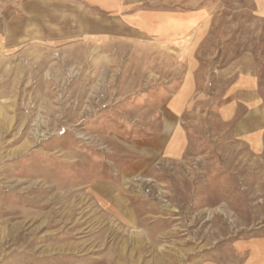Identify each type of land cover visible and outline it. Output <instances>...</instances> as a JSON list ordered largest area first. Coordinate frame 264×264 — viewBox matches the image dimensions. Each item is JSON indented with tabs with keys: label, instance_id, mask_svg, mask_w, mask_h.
Wrapping results in <instances>:
<instances>
[{
	"label": "rangeland",
	"instance_id": "rangeland-1",
	"mask_svg": "<svg viewBox=\"0 0 264 264\" xmlns=\"http://www.w3.org/2000/svg\"><path fill=\"white\" fill-rule=\"evenodd\" d=\"M0 264H264V0H0Z\"/></svg>",
	"mask_w": 264,
	"mask_h": 264
}]
</instances>
